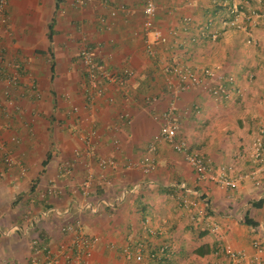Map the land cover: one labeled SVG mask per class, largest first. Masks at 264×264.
I'll return each instance as SVG.
<instances>
[{
  "label": "crops",
  "instance_id": "1",
  "mask_svg": "<svg viewBox=\"0 0 264 264\" xmlns=\"http://www.w3.org/2000/svg\"><path fill=\"white\" fill-rule=\"evenodd\" d=\"M144 1L92 0L76 6L74 0H8L9 26L0 29V45L21 62V73L11 92L13 106L6 104L0 86V228L4 230L0 264H30L31 239L36 235L43 237L51 254L56 253L67 238L61 225L76 216L85 234L96 238L88 264H124L123 247L135 245L140 238L153 251L166 244L174 264H233L229 258L211 255L220 241L247 255L253 252L254 239L264 246V186L244 180L228 192L208 180L199 181L182 155L166 142L158 145L153 172L143 175L121 165L108 168L111 183L96 182L90 197L97 212L78 207L84 201L78 188L86 163L98 175L102 172L98 156L122 164L145 154L158 130L155 116L170 100L161 67L172 59L193 69L216 67L232 90L222 100L200 87L183 92L175 112L177 137L203 154L213 169L231 166L233 175L252 168L250 143L257 127H264V0H248L243 7L259 14L248 33L222 26L228 16L221 0H154L156 24L164 31L191 16L195 25L212 18L220 33L216 42L198 39L191 44L190 35L196 36L197 28L181 31L177 39L181 46L171 41V47L159 48L161 61L148 57L143 49ZM120 4L128 11L111 16V9ZM83 39L109 68L132 70L127 91L109 85L104 97L92 104L85 100L77 57ZM147 95L156 100L146 104ZM73 106L78 108L76 113L71 112ZM124 112L129 119L121 117ZM88 125L94 126L96 155L80 156L71 172L59 173V164L84 149ZM6 152L27 167L25 176L4 163ZM173 184L198 191L199 205L208 204L198 224L182 206V190ZM51 185L61 192L47 196L46 203L39 201L37 194ZM46 208L50 212L44 214ZM39 214L43 216L35 219ZM145 218L155 235L142 236ZM209 223H217L220 229L211 232ZM25 228L30 230L24 233ZM236 264H249L248 258Z\"/></svg>",
  "mask_w": 264,
  "mask_h": 264
},
{
  "label": "built area",
  "instance_id": "2",
  "mask_svg": "<svg viewBox=\"0 0 264 264\" xmlns=\"http://www.w3.org/2000/svg\"><path fill=\"white\" fill-rule=\"evenodd\" d=\"M92 0H74L76 6H84ZM261 1V0H258ZM248 0H221V5L226 7L228 19L222 21V26L244 31L248 33L249 26L254 23V20L259 16L256 11H246L243 7L246 6ZM8 0H0V29L8 28L9 14L7 10ZM125 5L120 4L111 9L110 15L115 16L120 12H127ZM143 21L141 37L143 42V49L148 57L161 61L159 56V48H169L170 43L173 42L181 44L177 39L181 31L188 32L190 28L196 27L197 35H190L189 42L196 43L198 39H206L211 43L216 42L219 37V28L215 26L214 20L208 19L204 24L195 25L191 16H184L178 22L177 27H172L164 31L156 24L158 16V5L154 0H145L143 7ZM255 18V19H254ZM181 46V45H180ZM77 57L83 72V86L82 93L85 100L92 104L95 100L104 97L109 85H114L119 90L125 92L129 87V77L133 72L128 67H122L119 70H113L107 66L103 61L96 58L95 49L83 39L77 52ZM165 74V86L170 94V100L167 107L158 115L155 120L158 122V130L153 135L151 141L146 147L145 154L139 160H129L119 164L113 157L98 156L97 166L102 170L100 174H96L89 163L85 164L84 173L79 183V192L83 198V202L78 206L80 209H88L92 212H97V204L91 201L90 197L94 191L95 184L107 186L111 183V178L106 174L108 168H116L122 166L123 168L138 169L143 175H148L157 167L156 154L158 145L161 142L169 144L173 151L182 155L186 163L194 171L196 179L208 180L214 183L220 189L225 191H234L239 184L244 180H249L255 186H264V127L258 126L256 132L251 140L249 157L251 159L252 168L243 173L230 174L231 166L222 167L218 170L213 169L211 163L205 156L196 150L190 148L187 142L177 137L178 123L175 119V112L177 110V101L181 94L190 88L200 87L212 97L216 99H228L232 95V90L227 88L225 84V77L219 73L216 67L204 66L200 69H193L191 66L181 62L177 59H172L169 62L162 63L161 67ZM21 73V62L16 57L6 54L4 48L0 45V86L1 92L5 102L9 106H13L11 99L12 88L18 81ZM241 90L236 89L235 93L240 94ZM109 101L113 97L108 98ZM156 98L147 95L143 98L146 104L155 101ZM77 107L71 108L72 113L77 112ZM122 118L129 119V113L124 112ZM251 120H254L252 117ZM83 141L85 147L81 151L76 152V158L71 161H66L58 166L59 173H69L72 171L78 157L85 156L91 159L96 155L94 146L95 130L93 125H88L86 128ZM114 142H117L115 139ZM3 148V147H2ZM4 163L8 167H17L20 176H25L27 167L22 161L10 153H5ZM177 189L182 190L180 199L182 206L189 209L192 213L191 221L198 224L202 218L206 216V209L208 204L203 202L201 207V194L196 190H190L184 184H176ZM137 188V187H136ZM132 191V190H131ZM61 191L56 186H49L45 192L37 194V199L42 202H47V196L57 195ZM192 194L193 197L190 195ZM171 197L175 198L174 195ZM47 209V208H46ZM54 210V209H52ZM51 210V211H52ZM50 212L47 209L46 213ZM39 214L35 216L38 219ZM34 218L31 220H35ZM31 225V224H30ZM30 227V226H28ZM211 232H217L220 226L217 223L207 224ZM20 227H15L13 230ZM30 229L25 228L27 233ZM24 231V230H23ZM62 233L67 237L63 245L56 253L51 254L48 245L38 235L31 239L33 253L30 257V264H88V260L92 255L91 247L96 241L85 234L83 229V222L79 216L67 220L61 225ZM0 233L4 230L0 228ZM157 232L149 224V219L145 218L142 223V236H152ZM135 245H126L122 249V258L124 264H149V261L160 262L162 259L171 261L173 254L167 252V245L161 244L157 251L148 249V245L143 239L134 242ZM253 252L250 255L241 251L233 250L229 245L220 241L217 247L212 251V256H224L233 261V264L239 263L248 258L249 264H264V246L259 239L252 241ZM163 264H169L167 262Z\"/></svg>",
  "mask_w": 264,
  "mask_h": 264
},
{
  "label": "trees",
  "instance_id": "3",
  "mask_svg": "<svg viewBox=\"0 0 264 264\" xmlns=\"http://www.w3.org/2000/svg\"><path fill=\"white\" fill-rule=\"evenodd\" d=\"M43 238V237H42ZM205 252H203V251H201V250H199V254H204ZM165 262H167V263H169V264H174L173 262H171V261H166V260H164V259H162L160 262H158V264H163V263H165Z\"/></svg>",
  "mask_w": 264,
  "mask_h": 264
}]
</instances>
